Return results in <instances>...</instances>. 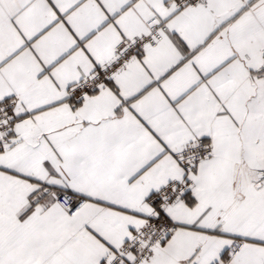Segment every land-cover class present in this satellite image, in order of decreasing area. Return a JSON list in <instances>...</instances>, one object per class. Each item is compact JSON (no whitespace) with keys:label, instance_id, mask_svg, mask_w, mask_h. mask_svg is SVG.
I'll use <instances>...</instances> for the list:
<instances>
[{"label":"snow or ice","instance_id":"obj_1","mask_svg":"<svg viewBox=\"0 0 264 264\" xmlns=\"http://www.w3.org/2000/svg\"><path fill=\"white\" fill-rule=\"evenodd\" d=\"M0 264H264V0H0Z\"/></svg>","mask_w":264,"mask_h":264}]
</instances>
